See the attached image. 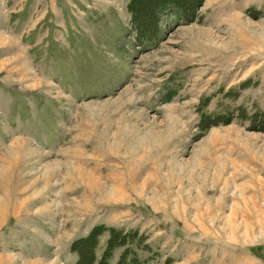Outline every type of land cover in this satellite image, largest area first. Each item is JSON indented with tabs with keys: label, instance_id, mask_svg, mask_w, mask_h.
I'll return each instance as SVG.
<instances>
[{
	"label": "rangeland",
	"instance_id": "obj_1",
	"mask_svg": "<svg viewBox=\"0 0 264 264\" xmlns=\"http://www.w3.org/2000/svg\"><path fill=\"white\" fill-rule=\"evenodd\" d=\"M177 1L0 0V264H264V0Z\"/></svg>",
	"mask_w": 264,
	"mask_h": 264
},
{
	"label": "trees",
	"instance_id": "obj_2",
	"mask_svg": "<svg viewBox=\"0 0 264 264\" xmlns=\"http://www.w3.org/2000/svg\"><path fill=\"white\" fill-rule=\"evenodd\" d=\"M184 1L185 0H178L175 4L179 3L181 5V3L184 2ZM168 4L169 5H172L173 3L172 2H169V3L161 6V8H162L161 10H163V9L166 10V9L170 8V7L166 8V6ZM129 8H130L131 13L133 14V19L136 22L141 23V24H148V22L145 19L142 20L143 15H146L147 13H145V12H144V14L141 13V7L139 6V2L138 1H136L134 4L131 3ZM188 16L194 17V11L192 10V12L190 13V15H187V14L184 15L185 18H187ZM153 19H154V22L153 23L157 24L158 16L154 17ZM148 27L149 26H147V25H143V26H141L139 28V37H144L146 35V32H147Z\"/></svg>",
	"mask_w": 264,
	"mask_h": 264
}]
</instances>
